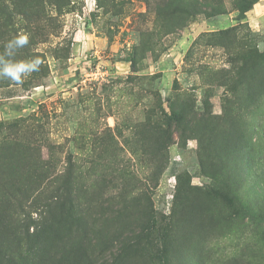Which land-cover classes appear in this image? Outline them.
I'll list each match as a JSON object with an SVG mask.
<instances>
[{"label": "rangeland", "instance_id": "obj_1", "mask_svg": "<svg viewBox=\"0 0 264 264\" xmlns=\"http://www.w3.org/2000/svg\"><path fill=\"white\" fill-rule=\"evenodd\" d=\"M19 33L0 264H264V0H0Z\"/></svg>", "mask_w": 264, "mask_h": 264}, {"label": "clouds", "instance_id": "obj_2", "mask_svg": "<svg viewBox=\"0 0 264 264\" xmlns=\"http://www.w3.org/2000/svg\"><path fill=\"white\" fill-rule=\"evenodd\" d=\"M29 43L27 34L19 33L4 45V52L0 53V79H8L16 85H23L25 78L34 72H39L43 63L39 56L27 60L15 61L6 59L16 55L13 48L20 49Z\"/></svg>", "mask_w": 264, "mask_h": 264}, {"label": "trees", "instance_id": "obj_3", "mask_svg": "<svg viewBox=\"0 0 264 264\" xmlns=\"http://www.w3.org/2000/svg\"><path fill=\"white\" fill-rule=\"evenodd\" d=\"M250 4L251 3H248L246 1L241 3L240 6H239L240 13L245 14L251 8Z\"/></svg>", "mask_w": 264, "mask_h": 264}]
</instances>
